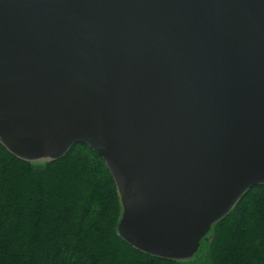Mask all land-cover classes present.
Segmentation results:
<instances>
[{"label": "water", "instance_id": "obj_1", "mask_svg": "<svg viewBox=\"0 0 264 264\" xmlns=\"http://www.w3.org/2000/svg\"><path fill=\"white\" fill-rule=\"evenodd\" d=\"M0 143L106 163L118 236L197 256L264 186V0H0Z\"/></svg>", "mask_w": 264, "mask_h": 264}, {"label": "trees", "instance_id": "obj_2", "mask_svg": "<svg viewBox=\"0 0 264 264\" xmlns=\"http://www.w3.org/2000/svg\"><path fill=\"white\" fill-rule=\"evenodd\" d=\"M120 216L115 181L85 144L33 163L0 143V264H192L129 246L117 234ZM211 236L203 264H264V186L252 188Z\"/></svg>", "mask_w": 264, "mask_h": 264}, {"label": "rangeland", "instance_id": "obj_3", "mask_svg": "<svg viewBox=\"0 0 264 264\" xmlns=\"http://www.w3.org/2000/svg\"><path fill=\"white\" fill-rule=\"evenodd\" d=\"M205 244H206V241H204V243H203V247H202V249L200 250L199 254H198L197 256H195L193 259H191V260H189V261H187V262H191L192 264H203L202 262H203V260L205 259V258H204V255L206 254V250L203 249L204 246H205ZM78 249H79V246H76V247H71L70 250L78 251Z\"/></svg>", "mask_w": 264, "mask_h": 264}]
</instances>
